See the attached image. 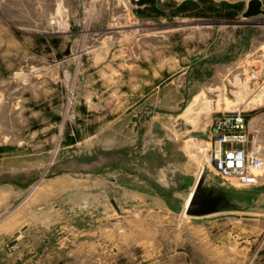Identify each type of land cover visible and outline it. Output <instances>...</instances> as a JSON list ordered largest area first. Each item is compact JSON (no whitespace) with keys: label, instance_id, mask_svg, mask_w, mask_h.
Instances as JSON below:
<instances>
[{"label":"rangeland","instance_id":"rangeland-1","mask_svg":"<svg viewBox=\"0 0 264 264\" xmlns=\"http://www.w3.org/2000/svg\"><path fill=\"white\" fill-rule=\"evenodd\" d=\"M247 2L0 0V264H264V170L241 186L200 150L241 110L264 156ZM199 172L219 220L183 212Z\"/></svg>","mask_w":264,"mask_h":264},{"label":"built area","instance_id":"built-area-1","mask_svg":"<svg viewBox=\"0 0 264 264\" xmlns=\"http://www.w3.org/2000/svg\"><path fill=\"white\" fill-rule=\"evenodd\" d=\"M248 143L245 114L241 110H227L214 119L200 150L205 162L221 178H234L241 186H251L264 170V156L250 149Z\"/></svg>","mask_w":264,"mask_h":264},{"label":"water","instance_id":"water-1","mask_svg":"<svg viewBox=\"0 0 264 264\" xmlns=\"http://www.w3.org/2000/svg\"><path fill=\"white\" fill-rule=\"evenodd\" d=\"M258 14H264V7H262L261 0H248L247 6L243 11V17H252ZM68 52V50H67ZM216 201L212 197H204L201 193H195L190 199V202L186 208V213L193 216H204L214 212ZM227 215V214H224ZM222 215L221 217H223ZM248 216L246 214L243 215Z\"/></svg>","mask_w":264,"mask_h":264},{"label":"crops","instance_id":"crops-1","mask_svg":"<svg viewBox=\"0 0 264 264\" xmlns=\"http://www.w3.org/2000/svg\"><path fill=\"white\" fill-rule=\"evenodd\" d=\"M165 174L162 170L160 171V174ZM206 181L207 183H210V181H212L209 176H206ZM196 184V182H195ZM215 184L218 185V186H222L220 183H218L217 181H215ZM195 186V185H194ZM194 189V187L191 189V191ZM189 194V193H188ZM222 194H223V190H219L218 194H215V195H206L204 197H212L215 199L216 201V206H215V210L213 213L211 214H208V215H204L207 219L209 220H219V218H221L222 215L224 214H227V212H224V211H220L218 209H220L223 204V202H221V198H222ZM222 203V204H221Z\"/></svg>","mask_w":264,"mask_h":264},{"label":"bare ground","instance_id":"bare-ground-1","mask_svg":"<svg viewBox=\"0 0 264 264\" xmlns=\"http://www.w3.org/2000/svg\"><path fill=\"white\" fill-rule=\"evenodd\" d=\"M263 94H264V93H262V95H263ZM200 174H201V172H199V174H198V176H197L196 184H195V186H194V189H193L192 191L189 192V194L187 195V197H186V199H185L183 212H186V208H187V206H188V204H189V202H190L191 197H192L193 194H194V190H195V188H196V186H197V182H198V180H199V178H200ZM160 177L162 178V180H163L166 184H169V183H168V180H167V178H166V176H165V174L162 173ZM198 184H199V183H198ZM1 188H2V187H1Z\"/></svg>","mask_w":264,"mask_h":264}]
</instances>
